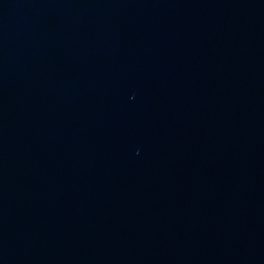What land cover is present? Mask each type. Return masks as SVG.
Returning <instances> with one entry per match:
<instances>
[{"label": "water", "instance_id": "water-1", "mask_svg": "<svg viewBox=\"0 0 264 264\" xmlns=\"http://www.w3.org/2000/svg\"><path fill=\"white\" fill-rule=\"evenodd\" d=\"M0 264H264V0H0Z\"/></svg>", "mask_w": 264, "mask_h": 264}]
</instances>
